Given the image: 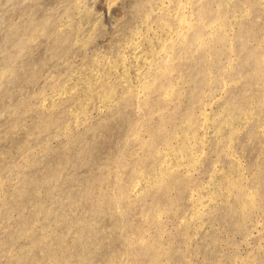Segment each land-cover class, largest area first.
I'll return each instance as SVG.
<instances>
[{
	"label": "rangeland",
	"instance_id": "obj_1",
	"mask_svg": "<svg viewBox=\"0 0 264 264\" xmlns=\"http://www.w3.org/2000/svg\"><path fill=\"white\" fill-rule=\"evenodd\" d=\"M0 264H264V0H0Z\"/></svg>",
	"mask_w": 264,
	"mask_h": 264
}]
</instances>
